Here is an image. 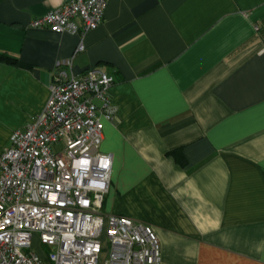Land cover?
I'll return each instance as SVG.
<instances>
[{"label": "crops", "instance_id": "0c3cea01", "mask_svg": "<svg viewBox=\"0 0 264 264\" xmlns=\"http://www.w3.org/2000/svg\"><path fill=\"white\" fill-rule=\"evenodd\" d=\"M65 1L0 0V153L57 69H100L104 214L151 226L160 264H264V0H109L84 34L29 27Z\"/></svg>", "mask_w": 264, "mask_h": 264}, {"label": "built area", "instance_id": "2783aa9c", "mask_svg": "<svg viewBox=\"0 0 264 264\" xmlns=\"http://www.w3.org/2000/svg\"><path fill=\"white\" fill-rule=\"evenodd\" d=\"M108 1L66 0L29 27L84 34L102 23ZM112 83L100 69L74 76L59 68L43 111L11 133L0 153V264L161 263L151 226L103 212L112 157L99 150L101 117L114 114L107 105ZM34 238L44 255L33 250Z\"/></svg>", "mask_w": 264, "mask_h": 264}, {"label": "rangeland", "instance_id": "374dc122", "mask_svg": "<svg viewBox=\"0 0 264 264\" xmlns=\"http://www.w3.org/2000/svg\"><path fill=\"white\" fill-rule=\"evenodd\" d=\"M103 248H105V234L101 238ZM32 248L36 251L38 255H44V249L39 245L38 241L34 238L32 242Z\"/></svg>", "mask_w": 264, "mask_h": 264}, {"label": "clouds", "instance_id": "9594fccd", "mask_svg": "<svg viewBox=\"0 0 264 264\" xmlns=\"http://www.w3.org/2000/svg\"><path fill=\"white\" fill-rule=\"evenodd\" d=\"M81 165H87V161H83V162H80ZM79 166V165H78ZM109 166V162L107 159L104 160L103 164H102V167L104 168H107ZM94 186H98V187H103V184L100 183L98 185H94Z\"/></svg>", "mask_w": 264, "mask_h": 264}, {"label": "trees", "instance_id": "16d2710c", "mask_svg": "<svg viewBox=\"0 0 264 264\" xmlns=\"http://www.w3.org/2000/svg\"><path fill=\"white\" fill-rule=\"evenodd\" d=\"M0 61H2V62H8V63H13V60H11V59H9V58H7L5 56H1V55H0Z\"/></svg>", "mask_w": 264, "mask_h": 264}, {"label": "snow or ice", "instance_id": "6c2138e0", "mask_svg": "<svg viewBox=\"0 0 264 264\" xmlns=\"http://www.w3.org/2000/svg\"><path fill=\"white\" fill-rule=\"evenodd\" d=\"M53 199L55 200L56 198H55V197H53Z\"/></svg>", "mask_w": 264, "mask_h": 264}]
</instances>
